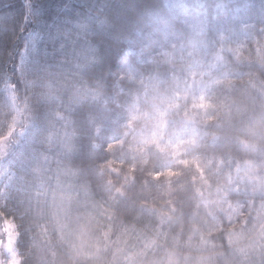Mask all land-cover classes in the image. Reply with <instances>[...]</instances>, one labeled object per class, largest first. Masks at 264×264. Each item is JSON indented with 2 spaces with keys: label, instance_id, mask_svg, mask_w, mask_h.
I'll return each mask as SVG.
<instances>
[{
  "label": "clouds",
  "instance_id": "9594fccd",
  "mask_svg": "<svg viewBox=\"0 0 264 264\" xmlns=\"http://www.w3.org/2000/svg\"><path fill=\"white\" fill-rule=\"evenodd\" d=\"M93 4L0 49V264H264V33Z\"/></svg>",
  "mask_w": 264,
  "mask_h": 264
},
{
  "label": "trees",
  "instance_id": "16d2710c",
  "mask_svg": "<svg viewBox=\"0 0 264 264\" xmlns=\"http://www.w3.org/2000/svg\"><path fill=\"white\" fill-rule=\"evenodd\" d=\"M32 4L35 8H41L36 12L34 19H26V0H0V49H9L13 47V36L19 34L21 39L39 28L47 27L53 29L50 33H54L57 26L62 24L66 18L74 17L78 13L86 12L93 7V0H35ZM39 2V3H37ZM98 2V0H97ZM184 5V11L195 15H201L204 12L206 0H180ZM219 10L226 15L232 27L224 31L223 35L237 32L242 28L244 23H256V18L264 16V8L261 0H216ZM233 5L227 7V5ZM255 7H252V6ZM36 9V8H35ZM51 21L54 23L51 25ZM40 22V24H39ZM259 27V25H257ZM23 29V31H21ZM238 39H245L243 34H240ZM231 40V45L234 47V41ZM19 46V41L17 42ZM37 55H42L44 52V40L37 43ZM4 67L0 64V69ZM3 82L0 81V90Z\"/></svg>",
  "mask_w": 264,
  "mask_h": 264
},
{
  "label": "snow or ice",
  "instance_id": "6c2138e0",
  "mask_svg": "<svg viewBox=\"0 0 264 264\" xmlns=\"http://www.w3.org/2000/svg\"><path fill=\"white\" fill-rule=\"evenodd\" d=\"M252 7H255L254 5ZM26 19H34L37 10L33 7L31 0H26ZM260 8H264V5H261ZM259 25V27L257 26ZM23 31V29H21ZM259 33H264V16L256 18V23H244L243 27L238 29L237 32L229 33L222 35L220 41L222 46L231 48L232 51H235L237 55L240 54V48H232L231 40L238 39L240 34H243L245 40L250 39L253 35H258ZM40 39V35L37 33H29L26 36V44L22 53H17L20 56V63L23 64L28 56L31 55L32 49L35 47L37 42ZM259 44L257 45V51H259ZM0 81H2L5 86H7L10 81L7 77V74L0 73ZM2 171V170H0Z\"/></svg>",
  "mask_w": 264,
  "mask_h": 264
},
{
  "label": "rangeland",
  "instance_id": "374dc122",
  "mask_svg": "<svg viewBox=\"0 0 264 264\" xmlns=\"http://www.w3.org/2000/svg\"><path fill=\"white\" fill-rule=\"evenodd\" d=\"M35 0H31V2H32V4H34L35 2H34ZM37 3H39V2H37ZM36 10L37 11H40L41 10V8L39 7V8H37V5H36ZM54 22L53 21H51V25L50 26H53L52 24H53ZM39 24H40V22H39ZM32 32L31 33H37V34H39L40 35V39H39V41L40 40H44V47H43V49H44V51H47V49H46V47H45V43H46V41H45V36L46 35H48V34H50L52 31H53V29H51L50 30V28L49 27H47L46 28V30L43 28H39L37 31H33V30H31ZM38 41V42H39ZM37 42V43H38ZM37 46V44L35 45V47L32 49V52H31V55L30 56H28L27 57V59L28 60H31V59H33L34 57H36V56H38L37 55V50H38V48L36 47ZM5 88V84H3V86H2V89H4Z\"/></svg>",
  "mask_w": 264,
  "mask_h": 264
}]
</instances>
